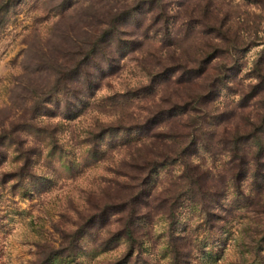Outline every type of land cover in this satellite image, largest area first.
Returning <instances> with one entry per match:
<instances>
[{"label":"rangeland","instance_id":"rangeland-1","mask_svg":"<svg viewBox=\"0 0 264 264\" xmlns=\"http://www.w3.org/2000/svg\"><path fill=\"white\" fill-rule=\"evenodd\" d=\"M58 1L0 0V264H264V192L257 195L250 175L243 194L228 188L227 195L236 200L228 208H213L209 218L199 201L184 196L177 198L170 216L159 203L179 181L173 174L181 167L174 166L172 174L154 176L150 198L137 206L131 220L125 211L111 212L110 205L127 195L114 170L127 168L122 164L130 159L133 144H115L96 164L80 170L58 153L50 156L41 131L57 127L60 138L76 149L77 137L98 122L131 121L164 98H175L170 77L151 94L124 105L111 100L114 93L147 84L149 71L159 70L161 59L177 56L192 65L218 39L201 24L188 26L199 0L170 4V44L149 28V14L121 24V35L133 40V48L123 56L116 53L112 72L97 74L99 86L73 119L61 116L62 102L57 106L46 99L55 68L70 64L73 51L105 28L111 12L136 0H75L64 11L56 7ZM212 8L226 16L239 47L234 54L238 70L228 79L232 89L221 88L206 104V122L211 115L229 114L214 126L221 132L241 123L240 91L256 80L252 69L264 50V4L212 0ZM177 121L167 119L161 126L167 129ZM185 139L176 138L170 148ZM213 143L215 155L200 148L191 159L219 182L228 167L220 145ZM125 220L133 238L122 231Z\"/></svg>","mask_w":264,"mask_h":264},{"label":"trees","instance_id":"trees-1","mask_svg":"<svg viewBox=\"0 0 264 264\" xmlns=\"http://www.w3.org/2000/svg\"><path fill=\"white\" fill-rule=\"evenodd\" d=\"M259 1L264 4V0ZM74 2L59 0L56 7L64 11ZM173 2L136 0L119 11L109 12V18L103 21L105 28L73 51L70 64L55 68V78L45 91L47 101L54 100L57 106L62 102L60 114L64 119L78 116L99 86L97 74L112 72L116 67V53L123 56L125 49L133 48V40L122 37L120 25L137 14H149V28L158 33L162 42L170 44L172 14L169 7ZM191 23L201 24L205 32L214 33L218 39L209 42L192 65L177 56L169 62H162L161 59V68L149 71L147 84L114 93L111 100L124 105L132 98L151 94L157 84L170 77L174 79L172 92L175 98H164L163 103H156L147 113L131 121L121 117L114 123L98 122L84 135L77 137L76 149L60 138L57 127L48 125L41 129L48 140L49 155L58 153L70 167L76 166L80 170L96 164L115 144H133L129 146L133 149L127 152L130 159L122 164L127 168L118 166L114 170L119 175L115 181L124 186L127 195L124 200L110 205L111 212L125 211L127 218L136 217L137 206L145 203L152 194L154 176L172 174L174 166L181 167L173 174L179 181L172 187V195L163 197L159 203L165 206L170 216L173 215L177 198L182 196L190 202L199 201L208 218L213 215V208H228L238 195L243 194L247 175L252 177L257 195L264 192V50L258 55L252 69L255 82L247 90L240 91L238 105L241 108V123L236 122L231 129L223 127L219 132L215 127L230 116L211 115L212 120L206 122L209 115L206 104L221 88L232 89L228 79L238 70L234 54L239 47L226 16L214 12L212 0L197 1V12L189 14L188 26ZM49 110L52 112V109ZM171 118L178 120V124L167 129L161 126L164 120ZM180 136L186 139L179 147L176 145L171 149L172 141ZM213 142L220 145L228 167L227 176L219 178V182L200 161L191 159L200 148L215 155ZM228 188L237 196L230 199ZM122 226L124 234L133 238L130 222L125 220Z\"/></svg>","mask_w":264,"mask_h":264}]
</instances>
